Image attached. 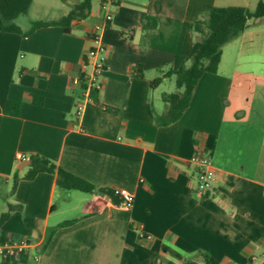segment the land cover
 <instances>
[{
	"label": "crops",
	"instance_id": "crops-1",
	"mask_svg": "<svg viewBox=\"0 0 264 264\" xmlns=\"http://www.w3.org/2000/svg\"><path fill=\"white\" fill-rule=\"evenodd\" d=\"M81 1L58 0L52 13L32 0L25 24L16 23L24 32L29 22L57 21ZM88 1V16L72 21L68 33L0 32V184L18 178L5 200L6 211L15 209L0 228L8 242L29 240L27 264H182L199 252L208 264H264V78L253 74L254 85L244 87L236 71L204 74L178 121L166 127L154 121L165 110L161 96L169 93L160 86L174 78L168 73L209 35L207 13L252 11L264 0ZM97 25H104L101 88L76 117ZM247 25L239 45L264 46V21ZM8 100L19 102L18 116L3 113ZM197 154L212 162L205 196L195 191L190 160ZM33 155L96 187L125 189L131 207L62 190L55 175L23 180Z\"/></svg>",
	"mask_w": 264,
	"mask_h": 264
},
{
	"label": "trees",
	"instance_id": "trees-1",
	"mask_svg": "<svg viewBox=\"0 0 264 264\" xmlns=\"http://www.w3.org/2000/svg\"><path fill=\"white\" fill-rule=\"evenodd\" d=\"M32 0H0V32L19 34L27 37L37 30L58 27L64 33L69 32L72 21L86 18L90 11V2L83 0L74 5L68 14L57 21H35L29 22L26 31L22 32L17 25V20L21 16H26ZM249 20H264V2L260 1L254 10L249 11L242 7H227L211 9L202 23L209 30L207 38L195 41L188 56L182 61L179 68L174 72H169L168 76H174V83L177 92L172 94H162L161 100L165 105V110L160 115H155V124L159 127L169 126L180 119L188 108L197 82L204 74H216L222 55V48L230 41L239 37L248 28ZM137 77H141L137 72ZM161 78L150 82L151 88L159 85ZM81 86L83 87L82 79ZM81 87V88H82ZM3 113L9 116L19 115V102L8 100L4 104ZM46 173L56 176L58 188L66 191H78L86 194L97 193L106 196L113 203H120V199L114 195L111 189L99 188L90 182L75 176L71 173L56 167L52 162L38 155L30 157V165L27 172L22 177L23 180L30 181L37 174ZM18 178H13L12 189L15 188ZM15 207L8 205L7 211L0 214V228L9 219L10 211ZM72 221L64 222L60 226L70 225ZM35 222L24 219L23 225L32 228ZM52 234L46 237L41 251L48 245ZM8 242L5 233L0 230V245ZM27 254H20L18 260L7 259L10 264H27ZM208 264V257L202 253H197L193 258H187L182 264Z\"/></svg>",
	"mask_w": 264,
	"mask_h": 264
},
{
	"label": "built area",
	"instance_id": "built-area-1",
	"mask_svg": "<svg viewBox=\"0 0 264 264\" xmlns=\"http://www.w3.org/2000/svg\"><path fill=\"white\" fill-rule=\"evenodd\" d=\"M109 15L105 16L104 22H109ZM104 25L94 27L92 37L93 46L85 54L86 66L89 68V73L82 77V92L81 99L76 104V117H78L86 102L92 100V95L100 90L101 83L99 76L104 70V46L100 40L99 32ZM17 159L21 160L22 156L18 155ZM190 162L196 167V193L199 196H205L211 190L213 181L212 162L208 155H194ZM114 195L120 199L122 207L129 208L132 205V197L125 189L114 190ZM141 238L150 239L148 236L140 235ZM29 248L27 240L19 242H6L0 245V258L7 261L10 258H16L22 251Z\"/></svg>",
	"mask_w": 264,
	"mask_h": 264
},
{
	"label": "rangeland",
	"instance_id": "rangeland-1",
	"mask_svg": "<svg viewBox=\"0 0 264 264\" xmlns=\"http://www.w3.org/2000/svg\"><path fill=\"white\" fill-rule=\"evenodd\" d=\"M57 1L58 0H36V2H43L44 4L53 7L52 13H56L58 10ZM36 8L37 6L33 8L32 12H34ZM17 21L19 25L25 24L27 21V15L21 16ZM237 41L236 38L223 46L218 71L227 76H230L233 71H236L239 73V76H242L241 80L243 86L251 87L254 85V79L251 78V75L255 74L258 77L260 76L261 78H258V81H262L264 78V46L259 42H256L255 44L252 42L251 45L248 41L245 45L240 46ZM160 87L162 92L169 94L177 92L174 78H166ZM11 189L12 182L8 185L0 184V214L6 211L5 200L9 198ZM25 240H27V243L29 242L28 239L23 238H14L12 242ZM21 254L28 253H26L25 250L22 251ZM18 258L19 254L16 256L15 260H18Z\"/></svg>",
	"mask_w": 264,
	"mask_h": 264
},
{
	"label": "water",
	"instance_id": "water-1",
	"mask_svg": "<svg viewBox=\"0 0 264 264\" xmlns=\"http://www.w3.org/2000/svg\"><path fill=\"white\" fill-rule=\"evenodd\" d=\"M27 165H29V163H27V164H26V165H24V166H27ZM24 166H23V167H24Z\"/></svg>",
	"mask_w": 264,
	"mask_h": 264
}]
</instances>
